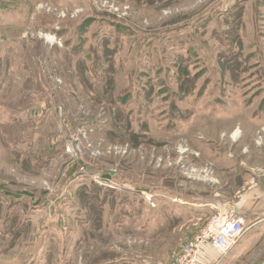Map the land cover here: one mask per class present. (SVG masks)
<instances>
[{"label":"rangeland","instance_id":"374dc122","mask_svg":"<svg viewBox=\"0 0 264 264\" xmlns=\"http://www.w3.org/2000/svg\"><path fill=\"white\" fill-rule=\"evenodd\" d=\"M256 180L264 0H0V264H172Z\"/></svg>","mask_w":264,"mask_h":264},{"label":"built area","instance_id":"2783aa9c","mask_svg":"<svg viewBox=\"0 0 264 264\" xmlns=\"http://www.w3.org/2000/svg\"><path fill=\"white\" fill-rule=\"evenodd\" d=\"M244 235V223L234 208L223 206L204 227L173 256L172 264H208L204 247H209L217 259L225 258Z\"/></svg>","mask_w":264,"mask_h":264},{"label":"crops","instance_id":"0c3cea01","mask_svg":"<svg viewBox=\"0 0 264 264\" xmlns=\"http://www.w3.org/2000/svg\"><path fill=\"white\" fill-rule=\"evenodd\" d=\"M253 187L246 193L245 198L243 200V196L239 200V206L235 207L238 209V213L241 215L243 219V223H245V219L243 217L244 210H250L251 214L256 216V222L253 226L254 234H249L247 238L253 237L252 241H264V180H256L253 183L251 182ZM221 208V207H220ZM219 208V209H220ZM259 215L261 216L260 218ZM251 241V243H252ZM242 242V243H241ZM226 256L228 258L227 264L241 262L245 259L246 255L250 251L251 247L247 246L245 243V238H241V240ZM247 247V248H246ZM206 256L209 261H213L215 259V253L210 250L208 247H204ZM254 264H264V260L260 257V260L256 261Z\"/></svg>","mask_w":264,"mask_h":264},{"label":"water","instance_id":"95a60500","mask_svg":"<svg viewBox=\"0 0 264 264\" xmlns=\"http://www.w3.org/2000/svg\"><path fill=\"white\" fill-rule=\"evenodd\" d=\"M234 211H235L236 213H238V209H237V208H234Z\"/></svg>","mask_w":264,"mask_h":264},{"label":"bare ground","instance_id":"6f19581e","mask_svg":"<svg viewBox=\"0 0 264 264\" xmlns=\"http://www.w3.org/2000/svg\"><path fill=\"white\" fill-rule=\"evenodd\" d=\"M236 136V134H234V137Z\"/></svg>","mask_w":264,"mask_h":264}]
</instances>
